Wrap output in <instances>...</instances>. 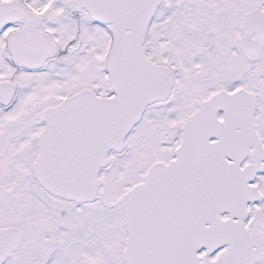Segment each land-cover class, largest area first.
<instances>
[{
    "label": "snow or ice",
    "instance_id": "obj_1",
    "mask_svg": "<svg viewBox=\"0 0 264 264\" xmlns=\"http://www.w3.org/2000/svg\"><path fill=\"white\" fill-rule=\"evenodd\" d=\"M0 264H264V0H0Z\"/></svg>",
    "mask_w": 264,
    "mask_h": 264
}]
</instances>
